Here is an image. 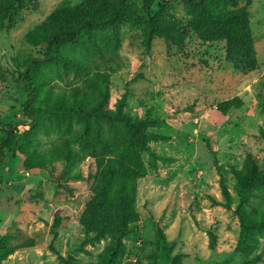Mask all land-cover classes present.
I'll return each instance as SVG.
<instances>
[{"label": "rangeland", "instance_id": "obj_1", "mask_svg": "<svg viewBox=\"0 0 264 264\" xmlns=\"http://www.w3.org/2000/svg\"><path fill=\"white\" fill-rule=\"evenodd\" d=\"M120 4L150 20L56 40L45 60L55 33ZM33 59L31 120L13 74ZM253 167L264 0H21L0 31V264H264V181L238 180ZM242 218L263 227L239 250Z\"/></svg>", "mask_w": 264, "mask_h": 264}, {"label": "trees", "instance_id": "obj_2", "mask_svg": "<svg viewBox=\"0 0 264 264\" xmlns=\"http://www.w3.org/2000/svg\"><path fill=\"white\" fill-rule=\"evenodd\" d=\"M213 1V0H187V2L192 6H198L203 7L206 5V3ZM21 0H9L8 4L4 8L1 23H0V31H3L7 28L11 17L13 13L16 11V9L20 6ZM149 10V4L146 6V11ZM129 15L131 18L137 21H149L150 20V14L146 13V15L141 14L138 10H136L133 6L120 4L112 10V12L105 16L100 15H92L85 17L80 20L78 23V27L76 30H62L57 33H55L52 38L50 39L48 51H47V57L45 60H50V52L53 44L56 40H67L69 42L74 43H82L86 41L87 39V30L91 29L93 27H107L115 23L118 19L122 18L124 15ZM246 15H241L235 12H229L224 15L222 23H232L237 22L245 19ZM211 23H215L216 19L210 18ZM245 38L247 37V34H245ZM244 38V40H246ZM41 61L39 59H33L29 64L26 66V70L24 72H21L19 76L13 74V79L18 84H23L25 88L27 89L29 93V100L25 106V113L26 115L32 120L36 119V117L39 116V113L42 112V110L37 109L33 105V97H34V83L32 80V77L30 75V71L34 69L36 66L39 65ZM127 125L135 130L134 132H137L136 125L134 123H131L130 121H126ZM15 143V133L12 131V128H10L7 131V135L3 141L2 147H9ZM241 185H251L256 182H263L264 181V175L259 174L256 167L251 168L250 172L244 176L238 178ZM263 225L256 224L254 222L248 221L244 218L241 219V234L240 239L238 243V249L244 250L247 247V241L251 237V232L253 229H261ZM114 258V253L110 252L108 256L105 259L104 264H113L112 260Z\"/></svg>", "mask_w": 264, "mask_h": 264}]
</instances>
